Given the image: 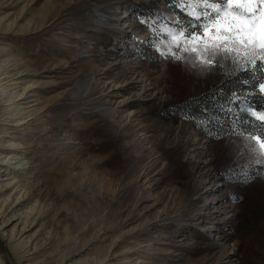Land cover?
Segmentation results:
<instances>
[{"label":"rangeland","instance_id":"rangeland-1","mask_svg":"<svg viewBox=\"0 0 264 264\" xmlns=\"http://www.w3.org/2000/svg\"><path fill=\"white\" fill-rule=\"evenodd\" d=\"M173 13L160 0H0V49L22 71L11 93L34 83L14 101H35L29 123L15 128L0 108V149L12 136L30 159L6 170L0 158V184L12 182L0 189V234L16 264L19 241L31 258L21 264H35L98 230L64 264L110 247L105 264H264V167L238 137L209 136L180 114L225 71L163 60L141 23ZM245 165L247 183L229 174Z\"/></svg>","mask_w":264,"mask_h":264},{"label":"snow or ice","instance_id":"snow-or-ice-1","mask_svg":"<svg viewBox=\"0 0 264 264\" xmlns=\"http://www.w3.org/2000/svg\"><path fill=\"white\" fill-rule=\"evenodd\" d=\"M168 6L187 19L174 12L160 23L141 20L153 33L151 46L160 58L201 73L220 68L226 75L230 62L231 75L248 73L240 83L253 89L228 93L220 89V99L205 106L204 114L184 118L217 139L238 137L244 150L240 154L264 167V0H170ZM248 167L228 171L247 183Z\"/></svg>","mask_w":264,"mask_h":264},{"label":"bare ground","instance_id":"bare-ground-1","mask_svg":"<svg viewBox=\"0 0 264 264\" xmlns=\"http://www.w3.org/2000/svg\"><path fill=\"white\" fill-rule=\"evenodd\" d=\"M6 50H7V48L0 49V101L5 99V102H13L12 105H15V104H17L16 102L14 103L15 99L18 98L19 100L17 99V101H21V100L26 99V98H22V97L28 93L26 91L28 90V88H30V86H33L34 83H32V84H30L28 86H25L23 88L17 89L15 94L11 93V91H13L14 89H10V88L13 87V85L17 84V83H14V82H19V81H15L14 77H18L19 74L22 73V71L20 70V66H19V64L16 63L14 58H8V57H4L3 56V55H5V56L7 55ZM2 76H5V77H2ZM139 80H140V82H144V76H142V78L139 79ZM4 81H6V82L2 83ZM9 82L10 83L12 82L13 84H8ZM146 90L147 89L144 88V90H143V88H142V90H140L138 92V96H140V97L143 96V94H144V92ZM31 96L32 95H30L28 98H30ZM34 102H35L34 100H31V101L26 100V102L24 101L23 103H20V104H22V106H25V107H20L21 105L17 104L16 106L17 107L19 106L20 108L15 109V110L10 109V108L8 109V107L6 105H4V104H1L0 108L7 114V117H9V122L10 121H13L14 123L16 122V125L14 124L15 128L16 127H20V126L23 127V125H25V124L30 122V120H28V121H25V120L32 116V114H33L32 111H33V108L35 107V103ZM1 114H2V112H0V116H1L0 120H2L4 122L5 120L2 119V115ZM24 129L25 128H22L20 130L23 131ZM13 139L14 138L11 136V139L9 141V143H10L9 146L0 149V158L4 159V161H3L4 163H2V164H3V166H6L5 167L6 170H13V168H11V166L8 165L10 160H15V159L18 160L17 162H11L12 165L14 164L16 169L17 168H23L26 165H28L29 162H30V159L27 157L29 152H27L26 150H24L22 148L23 146H22V144L20 142L11 143V142H13ZM24 169H26V168H24ZM16 178H17L16 176L13 177L14 181L15 180L17 181L16 184H15L17 189H18V187H20L21 188L20 190L24 191L25 193L27 191H29L28 187H27V182H22L20 179L18 180ZM10 183H12V182H8L5 185H1L0 184V189L2 187L8 186ZM29 192H31V190ZM29 192H27V193L29 194ZM31 195H33V193ZM18 199L20 200V198H18ZM3 201L4 202L7 201V198H4ZM3 206L4 205H0V217L2 215V211L1 210H3L2 209ZM40 211H38L35 214V217L30 221V224H33L34 222H37L38 217L41 216ZM27 215H28V213L26 214V220L24 222V227H23L24 229L28 227L27 223L29 221L27 219L28 218ZM20 232H23V229ZM5 235H6L5 232L1 233L0 234V238L2 240L6 239ZM13 235H15L14 231L10 235L11 240H12ZM101 236H102L101 235V230H98L97 233L94 234L88 240L87 244L85 243L83 246H80V247L78 246V247H75V248L71 247L67 251H65V250L58 251L57 253L52 255L51 259H49L47 257H42V259L37 261L35 264H48L49 262H50V264H64V263L68 262L69 260H71V259L83 254V252H85L88 249L89 246L93 245L94 242L99 241ZM49 239H50V237H49ZM53 242H54V240L53 241H49L48 244H52L50 246H53L54 245ZM28 243H29V241L25 243L22 240V241H19L18 243L14 244V245H10V249L13 251V255H14V257L16 259V262L18 264L22 263V259H31L27 255V252L29 250H26L28 248V247H26V245ZM141 244H142V242H141ZM144 246H145V244H144ZM111 248L112 247H110L105 252L104 256H98V255H92L91 254L87 258H85L84 260H79L75 264H105L106 258L110 256ZM139 262H145V260L141 259ZM0 264H7V263H5L3 255H0Z\"/></svg>","mask_w":264,"mask_h":264},{"label":"trees","instance_id":"trees-1","mask_svg":"<svg viewBox=\"0 0 264 264\" xmlns=\"http://www.w3.org/2000/svg\"><path fill=\"white\" fill-rule=\"evenodd\" d=\"M160 1L167 5L170 3V0H160ZM172 10L176 14L180 15L181 19H187L186 17H184L183 13L179 12V9L172 8ZM242 78H249V74L245 72H239L235 75H231V73H229V75H225L220 80V82H218L214 87L190 99L187 103L181 105L183 111H181L180 114L183 116H185V114L195 115V116H200L204 114L203 109L205 106L211 107L216 100L220 99V93H219L220 89H224L226 93L230 92L231 90L252 91L253 90L252 87L240 83V80ZM194 109H200L202 110V112L200 113L194 112ZM200 128L202 129V127Z\"/></svg>","mask_w":264,"mask_h":264},{"label":"water","instance_id":"water-1","mask_svg":"<svg viewBox=\"0 0 264 264\" xmlns=\"http://www.w3.org/2000/svg\"><path fill=\"white\" fill-rule=\"evenodd\" d=\"M0 250H1V252L4 254V256H5V258L7 259V261H9V262H13V260L11 259V257H10V255H9L7 249L5 248L4 243H3V241H2L1 238H0ZM14 264H16V263L14 262Z\"/></svg>","mask_w":264,"mask_h":264}]
</instances>
